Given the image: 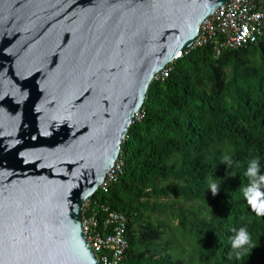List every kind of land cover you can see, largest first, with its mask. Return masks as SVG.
<instances>
[{
    "label": "water",
    "instance_id": "1",
    "mask_svg": "<svg viewBox=\"0 0 264 264\" xmlns=\"http://www.w3.org/2000/svg\"><path fill=\"white\" fill-rule=\"evenodd\" d=\"M229 0H0V264H99L82 227L154 76Z\"/></svg>",
    "mask_w": 264,
    "mask_h": 264
},
{
    "label": "trees",
    "instance_id": "2",
    "mask_svg": "<svg viewBox=\"0 0 264 264\" xmlns=\"http://www.w3.org/2000/svg\"><path fill=\"white\" fill-rule=\"evenodd\" d=\"M142 109L123 174L94 197L130 219L122 264H264V216L241 191L252 160L264 175V40L219 56L214 43L189 49ZM240 228L252 245L238 255Z\"/></svg>",
    "mask_w": 264,
    "mask_h": 264
},
{
    "label": "built area",
    "instance_id": "3",
    "mask_svg": "<svg viewBox=\"0 0 264 264\" xmlns=\"http://www.w3.org/2000/svg\"><path fill=\"white\" fill-rule=\"evenodd\" d=\"M264 40V0H229L202 22L200 32L190 48L214 43L217 56L225 49H239ZM178 53L174 60L158 72L153 81L165 82L173 64L187 54ZM144 118L143 109L134 116L135 121ZM124 162L118 158L107 173L98 192H106L123 174ZM95 197V196H94ZM90 197L82 203V227L87 242L96 254L99 264H122L129 248L127 238L129 218L109 205Z\"/></svg>",
    "mask_w": 264,
    "mask_h": 264
},
{
    "label": "clouds",
    "instance_id": "4",
    "mask_svg": "<svg viewBox=\"0 0 264 264\" xmlns=\"http://www.w3.org/2000/svg\"><path fill=\"white\" fill-rule=\"evenodd\" d=\"M245 176L250 183L247 187L242 188L243 198L247 201L248 206L257 216H264V191L261 186L264 185V175L260 174L258 160H252L245 172ZM213 195L218 193V185L211 184ZM231 247L239 255L241 251H246L252 245L251 236L245 228H240L231 239Z\"/></svg>",
    "mask_w": 264,
    "mask_h": 264
}]
</instances>
